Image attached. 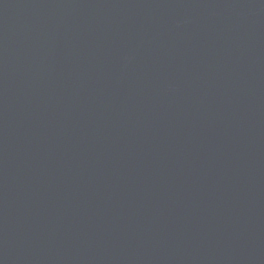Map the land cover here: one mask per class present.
<instances>
[{
  "label": "water",
  "instance_id": "obj_1",
  "mask_svg": "<svg viewBox=\"0 0 264 264\" xmlns=\"http://www.w3.org/2000/svg\"><path fill=\"white\" fill-rule=\"evenodd\" d=\"M0 264H264V0H0Z\"/></svg>",
  "mask_w": 264,
  "mask_h": 264
}]
</instances>
